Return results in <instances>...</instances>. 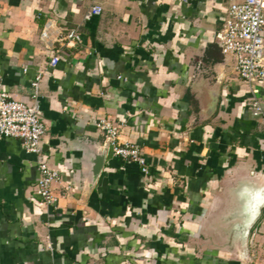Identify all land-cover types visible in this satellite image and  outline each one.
Listing matches in <instances>:
<instances>
[{"label":"crops","instance_id":"obj_1","mask_svg":"<svg viewBox=\"0 0 264 264\" xmlns=\"http://www.w3.org/2000/svg\"><path fill=\"white\" fill-rule=\"evenodd\" d=\"M240 1L95 0L85 20L90 0H0V90L29 104L40 76L44 124L40 154L0 136V264H264V209L246 255L231 238L233 190L264 184V84L254 114L217 40ZM71 30L78 42L55 40ZM102 118L148 173L107 148L86 193L80 155L106 142ZM39 159L59 173L53 205L35 194Z\"/></svg>","mask_w":264,"mask_h":264},{"label":"built area","instance_id":"obj_2","mask_svg":"<svg viewBox=\"0 0 264 264\" xmlns=\"http://www.w3.org/2000/svg\"><path fill=\"white\" fill-rule=\"evenodd\" d=\"M91 4L84 14L88 20L99 15L101 7L90 0ZM45 24L41 31L42 38H49ZM55 40L65 45H72L80 40V35L71 30L67 34H56ZM219 47L223 54H232L238 77L252 92V107L254 114L261 113V105L254 96L255 84H264V0H241L231 3L227 10L225 23L217 35ZM58 61L56 55L51 57L50 64ZM31 83L33 92L31 103L14 100L0 90V136L14 137L21 141L26 152L40 154L41 138L44 134V124L41 120V110L38 103V80ZM97 126L104 132L107 148L111 155L130 160L140 167L143 174L148 173L146 158L133 142L120 143L116 126L111 120L102 118ZM38 176L35 184V194L47 205L55 203L51 193V185L58 180V171L46 160L37 161Z\"/></svg>","mask_w":264,"mask_h":264},{"label":"water","instance_id":"obj_3","mask_svg":"<svg viewBox=\"0 0 264 264\" xmlns=\"http://www.w3.org/2000/svg\"><path fill=\"white\" fill-rule=\"evenodd\" d=\"M106 154L107 142L99 148L88 143L83 147L80 155L82 162L81 178L84 181L86 193L97 181ZM233 199L234 207L230 212L231 219L234 220L231 225V238L239 243L242 253L246 255L249 233L261 217L262 209H264V184L242 182L233 190Z\"/></svg>","mask_w":264,"mask_h":264}]
</instances>
